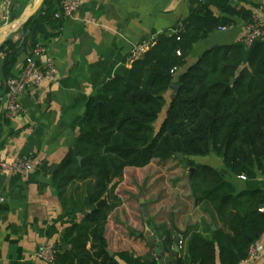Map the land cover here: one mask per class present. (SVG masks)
Returning <instances> with one entry per match:
<instances>
[{"label": "trees", "instance_id": "16d2710c", "mask_svg": "<svg viewBox=\"0 0 264 264\" xmlns=\"http://www.w3.org/2000/svg\"><path fill=\"white\" fill-rule=\"evenodd\" d=\"M61 3L45 0L24 25V37L11 36L0 45L5 80L20 54L41 37L58 35L62 20L55 14ZM262 6L261 0H190V15L176 31L154 38L149 50L91 98L82 132L54 175L60 197L70 200L67 216L85 214L66 230L56 264H159L157 257L133 251L111 256L107 225L120 204L116 188L125 171L178 153L196 170L189 186L193 206L208 207L212 219L209 236L194 232L177 264H241L248 258L251 246L264 236V189L237 192L215 168L188 158L214 154L235 176H264V39L251 49L242 43L218 46L176 74L198 42L237 20L252 22ZM174 84L180 89L156 131ZM105 197L108 204L98 209ZM178 233L175 224L164 231L160 244L166 253L172 252ZM64 246L71 250L63 252Z\"/></svg>", "mask_w": 264, "mask_h": 264}, {"label": "crops", "instance_id": "0c3cea01", "mask_svg": "<svg viewBox=\"0 0 264 264\" xmlns=\"http://www.w3.org/2000/svg\"><path fill=\"white\" fill-rule=\"evenodd\" d=\"M261 1L264 5V0ZM37 2L0 0V31L25 19ZM189 15L190 0H83L72 18L62 20L56 37L39 39L55 59L56 78L45 81L39 90L29 89L22 96L25 113L13 117L0 114V163L21 158L31 166L27 175L0 169V193L5 197L0 203V264H46L37 257L40 249L48 244L61 247L68 227L84 219L83 213L67 216L70 200L60 197L54 175L82 132L89 101L124 68L131 67L132 63L127 60L138 45L151 42L164 31H176ZM245 26L244 21L237 20L225 31L212 32L194 46L186 65L176 75L185 73L213 47L242 43ZM23 28L24 25L5 41L11 36L23 38ZM34 47L20 54L12 77L22 72ZM6 82L0 59L2 111L8 99ZM172 93L166 94L168 104ZM205 163L215 168L237 192L264 189V176L260 173L256 179L244 181L214 154L206 156ZM203 206H193V210H202ZM120 208L121 204L110 214L107 225L110 250L114 254L133 251L136 256L149 258L141 238L133 243V238L127 235L131 225L121 217L114 220ZM208 209L205 207L190 225H177L182 247L180 256L186 255L194 232L209 236L212 217ZM255 247L259 258L254 264H264V236ZM170 254H166L168 261ZM245 261L241 264H249ZM169 264H177V261Z\"/></svg>", "mask_w": 264, "mask_h": 264}, {"label": "rangeland", "instance_id": "374dc122", "mask_svg": "<svg viewBox=\"0 0 264 264\" xmlns=\"http://www.w3.org/2000/svg\"><path fill=\"white\" fill-rule=\"evenodd\" d=\"M168 106L154 125L156 131L166 116ZM188 159L199 165L206 164V157ZM190 178L187 161L175 157L155 160L143 169L128 168L125 171L123 180L116 188L122 200L121 208L113 218L118 221V217H121L131 225L127 232L133 238L131 242L138 243L139 235L149 228L160 246L164 231H171L173 224L190 225L193 219L201 216L203 210H193ZM141 243L147 257H157L145 239H141Z\"/></svg>", "mask_w": 264, "mask_h": 264}, {"label": "built area", "instance_id": "2783aa9c", "mask_svg": "<svg viewBox=\"0 0 264 264\" xmlns=\"http://www.w3.org/2000/svg\"><path fill=\"white\" fill-rule=\"evenodd\" d=\"M83 0H62L60 7L55 14L56 19L64 20L72 18L81 8ZM264 6L255 10L252 22L246 24L245 33L242 44L246 49H251L255 43L264 39ZM227 28L220 30L225 31ZM152 46L151 42H144L138 45L129 56L127 62L132 63L135 59L140 58ZM57 69L53 55L48 51L44 43L35 45L32 54L26 59V64L22 72L18 76L11 77L6 82L7 88V104L4 111L0 108V114L4 113L6 117H13L18 114L25 113V109L21 104V98L29 89L39 90L45 81L54 80L56 78ZM0 169L4 172H16L21 175H27L31 171L30 164L17 158L11 163H0ZM247 180L245 176L240 177ZM5 201V197L0 193V203ZM180 250L181 242H180ZM61 250L54 245H45L37 253V257L46 264H56L58 255ZM180 257V254H179ZM259 258L255 245L251 246L250 253L246 259V263L254 264Z\"/></svg>", "mask_w": 264, "mask_h": 264}, {"label": "water", "instance_id": "95a60500", "mask_svg": "<svg viewBox=\"0 0 264 264\" xmlns=\"http://www.w3.org/2000/svg\"><path fill=\"white\" fill-rule=\"evenodd\" d=\"M44 2H45V0H38V2L36 3V5L32 9V11L28 14V16L25 19H23L22 21H19L15 25H10V26H7L4 29H2L0 31V45L3 44V42L6 39V37H8V36L12 35L13 33L17 32L23 25H25L40 10V8L44 4ZM214 48H216V47H213V49ZM172 89H173V93H172L171 99L173 100L177 96L178 91L180 89V86L177 85V84H174L172 86ZM98 106H102V103H99ZM176 157L178 159H180V160H184V156L182 154H180V153H178L176 155ZM78 161L81 162L82 161V157H78ZM190 172H191V178H192L194 173L196 172V170L194 168H191ZM106 204H108V198L107 197H105L103 200H101L97 204V208L98 209H103V207ZM213 230H216L215 226L213 227ZM139 237L141 239H145L146 242H147V245L149 246V248L151 250L155 251V253L157 254V260L159 261V264H169L170 261H172V262H176L177 261V259L179 257V254H180V247L179 246H180V242H181V239L178 236V234H175V237H176L175 238V245H174L173 250H172V252L170 254L169 261L167 259V255H166L167 253L164 251V249H163V247L161 245L160 246L158 245V242H157L156 238L154 237L153 232L149 228H146L145 233L140 234ZM69 250H71L70 246H64L63 247V252H66V251H69ZM108 252H109V254L111 256H114V252L113 251L109 250Z\"/></svg>", "mask_w": 264, "mask_h": 264}]
</instances>
